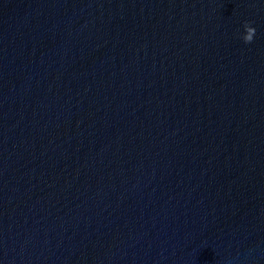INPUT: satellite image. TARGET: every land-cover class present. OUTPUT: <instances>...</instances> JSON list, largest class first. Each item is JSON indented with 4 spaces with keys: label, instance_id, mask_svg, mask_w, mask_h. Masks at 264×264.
I'll return each mask as SVG.
<instances>
[{
    "label": "water",
    "instance_id": "1",
    "mask_svg": "<svg viewBox=\"0 0 264 264\" xmlns=\"http://www.w3.org/2000/svg\"><path fill=\"white\" fill-rule=\"evenodd\" d=\"M0 264H264V0H0Z\"/></svg>",
    "mask_w": 264,
    "mask_h": 264
},
{
    "label": "clouds",
    "instance_id": "2",
    "mask_svg": "<svg viewBox=\"0 0 264 264\" xmlns=\"http://www.w3.org/2000/svg\"><path fill=\"white\" fill-rule=\"evenodd\" d=\"M254 31V30H253Z\"/></svg>",
    "mask_w": 264,
    "mask_h": 264
}]
</instances>
